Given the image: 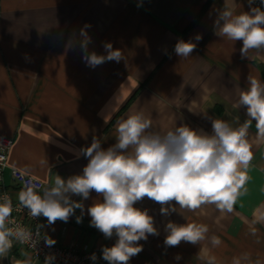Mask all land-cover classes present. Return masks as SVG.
<instances>
[{
    "label": "crops",
    "instance_id": "0c3cea01",
    "mask_svg": "<svg viewBox=\"0 0 264 264\" xmlns=\"http://www.w3.org/2000/svg\"><path fill=\"white\" fill-rule=\"evenodd\" d=\"M225 2L237 13L249 8L248 0H0V135L15 139L5 173L13 195L18 198L20 191L13 168L40 178L45 186L57 174H81L88 161L80 149L94 137L104 148L113 145L117 121L132 111L142 110L152 120L151 130L161 133L180 125L211 133L210 118L225 119L234 127L248 119L246 109L233 104L247 87L248 75L264 81V51L251 50L242 58L241 42L214 34L215 11ZM85 25L89 52L103 55L105 43H111L123 59L87 65L79 44ZM198 34L200 41L195 40ZM181 39L196 43L187 58L174 52ZM255 137L253 121V158L232 212L222 213L214 205L197 210L177 206L165 216L161 205L147 197L136 203L154 218L159 234L141 240L143 249L129 264H203L197 258L201 245L164 244L169 220L206 224L208 235L222 241L217 247L202 242L218 264H230L243 253L264 264V224H252L254 216L264 212V142ZM96 198L93 191L83 201V215L76 209L67 222L49 225L44 218L56 243H115V237L106 239L90 225L87 207ZM13 247L14 264L26 253L33 264H44L29 250ZM5 260L0 257V264Z\"/></svg>",
    "mask_w": 264,
    "mask_h": 264
},
{
    "label": "clouds",
    "instance_id": "9594fccd",
    "mask_svg": "<svg viewBox=\"0 0 264 264\" xmlns=\"http://www.w3.org/2000/svg\"><path fill=\"white\" fill-rule=\"evenodd\" d=\"M247 11L237 13L235 6L224 3L215 11L213 31L218 38L239 41L241 57L247 58L249 51H264V7L254 6L248 0ZM264 5V0H260ZM85 25L80 32V48L83 60L95 67L106 61L119 62L121 50L105 43V54L89 52L91 37ZM201 35L195 40L200 41ZM196 48L192 40H178L174 52L178 57H189ZM247 87L241 89L233 108L246 109V119L239 126L221 118L211 119V133L193 129L187 125L161 133L152 131V120L142 110L130 112L116 123L115 143L102 147L99 139L81 148L87 159L81 174L64 178L57 174L50 186H41L26 181L18 192L19 206L26 209L32 218L43 216L49 225L57 220L67 222L80 209L83 215L84 200L94 191L98 198L87 207L90 225L98 229L106 239L115 237L112 246L102 248V258L108 264H129L143 246L141 240L149 235H158L154 218L148 210L136 207L145 197L161 205L162 215H170L181 209L197 210L205 205H214L222 213H230L238 192L247 181L246 171L253 158L250 150L249 129L255 122L256 141L264 142V81L247 76ZM238 119V118H237ZM41 163H44L43 161ZM27 174V173H25ZM79 196L80 200H73ZM172 202H175L173 204ZM13 203L4 193L0 196V257H5L14 242L35 246L37 241L28 228L15 223L11 217ZM82 215L76 222L82 221ZM252 224H264V212H258ZM167 235L164 244L178 246L181 242L199 247L197 258L203 264H218L217 257L202 242L212 247L222 241L216 235L209 236V228L202 223L177 224L169 220L165 225ZM252 234H256L253 227ZM47 246L55 241L45 237ZM24 260L16 264H33L27 253ZM91 259L96 260L95 254ZM177 261L181 256L177 254ZM54 256L46 255L44 264H53ZM230 264H262L253 261L249 253L233 257Z\"/></svg>",
    "mask_w": 264,
    "mask_h": 264
},
{
    "label": "built area",
    "instance_id": "2783aa9c",
    "mask_svg": "<svg viewBox=\"0 0 264 264\" xmlns=\"http://www.w3.org/2000/svg\"><path fill=\"white\" fill-rule=\"evenodd\" d=\"M255 5L264 7V5L260 4V0H255ZM14 142L15 139H13V137L0 135V196H2L4 193H7L11 197L13 203L11 219L15 223L31 230L33 233V238L37 241V244L32 246L30 244H19L14 242L13 246L17 244V246L29 250L33 254V259L41 260L43 262L46 255H53V264H107V261L102 258L103 247H90L89 244L76 242H73L70 245H61L58 242L56 243V241L47 232L48 228L44 217L41 216L38 218H32L26 209H23L19 206L18 198L13 195V192L5 183L6 168L9 166V155L14 146ZM25 173L26 172L20 169H12V175L16 180L15 182H17L20 190L24 187L25 182L29 180L39 184L41 188L45 187V182L40 178ZM45 237H50L53 239L55 244L52 246H47L44 240ZM13 248L14 247H12V249ZM11 250L6 255L5 264H14L10 257ZM92 254H95L96 256L95 261L91 259Z\"/></svg>",
    "mask_w": 264,
    "mask_h": 264
},
{
    "label": "trees",
    "instance_id": "16d2710c",
    "mask_svg": "<svg viewBox=\"0 0 264 264\" xmlns=\"http://www.w3.org/2000/svg\"><path fill=\"white\" fill-rule=\"evenodd\" d=\"M263 68V72H264V67H262Z\"/></svg>",
    "mask_w": 264,
    "mask_h": 264
}]
</instances>
